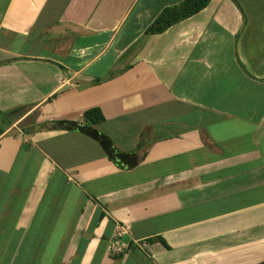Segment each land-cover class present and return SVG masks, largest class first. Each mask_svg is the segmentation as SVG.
I'll return each instance as SVG.
<instances>
[{
    "label": "crops",
    "instance_id": "1",
    "mask_svg": "<svg viewBox=\"0 0 264 264\" xmlns=\"http://www.w3.org/2000/svg\"><path fill=\"white\" fill-rule=\"evenodd\" d=\"M183 1L0 0V264H264V0Z\"/></svg>",
    "mask_w": 264,
    "mask_h": 264
},
{
    "label": "trees",
    "instance_id": "2",
    "mask_svg": "<svg viewBox=\"0 0 264 264\" xmlns=\"http://www.w3.org/2000/svg\"><path fill=\"white\" fill-rule=\"evenodd\" d=\"M212 0H185L181 4L164 9L154 23L147 29L146 36L160 35L172 26L189 19L204 10ZM85 126L77 127L75 130L86 132L90 137L95 139L105 150L111 154V146L108 141L100 134L91 130L93 126L100 125L104 122V117L99 109H91L84 113ZM111 157V156H109Z\"/></svg>",
    "mask_w": 264,
    "mask_h": 264
},
{
    "label": "built area",
    "instance_id": "3",
    "mask_svg": "<svg viewBox=\"0 0 264 264\" xmlns=\"http://www.w3.org/2000/svg\"><path fill=\"white\" fill-rule=\"evenodd\" d=\"M118 237H120V235H118ZM127 249H128L127 247L123 246L118 241H115L110 246L109 253H110V256L117 257V256H120L126 253Z\"/></svg>",
    "mask_w": 264,
    "mask_h": 264
}]
</instances>
